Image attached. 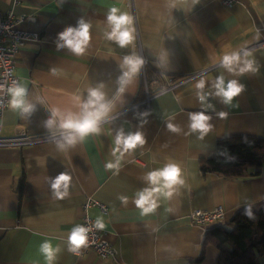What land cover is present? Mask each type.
<instances>
[{
  "label": "crops",
  "instance_id": "obj_1",
  "mask_svg": "<svg viewBox=\"0 0 264 264\" xmlns=\"http://www.w3.org/2000/svg\"><path fill=\"white\" fill-rule=\"evenodd\" d=\"M132 2L134 8L129 7V0H0L4 14L35 17V23L18 27L39 38L21 49L16 75L34 102L43 100L27 121L10 109L5 112L2 135L6 139L47 134L44 110L78 111L75 97L86 96L96 83H105V91L113 95L124 55L142 56L147 65L117 101L114 114L138 107L104 125L100 136L89 137L66 152L58 151L53 143L0 148V264H45L39 245L48 239L63 249L56 264H217L218 251L211 246L199 260L204 237L213 228L192 226L191 213L221 208L225 225L231 227L246 202H253V209L264 208V158L260 175L242 180L203 174L200 167V161L212 157L222 139H264V48H255L264 41V0H234L231 8L220 0H200L194 8L178 2L173 9L165 0ZM112 6L135 19L136 40L129 48L121 49L104 38L106 14ZM80 18L93 24L92 43L87 55L76 57L67 49L58 50L56 41L60 32L75 27ZM240 47L254 50L260 72L243 77L225 73L229 79H239L245 91L231 107L212 100L216 110L228 116L220 119L215 112L206 113L213 117L214 128L204 140L195 134L172 133L166 126V120L174 117L172 122L188 132L187 113L201 110L193 87L199 77L152 98L149 107L141 106L146 87L153 96L210 68L206 74L212 79L222 71L218 67L222 53ZM161 61L167 70L155 67ZM53 67L60 70L59 75L51 74ZM141 108L150 113L143 127L135 119ZM120 128L142 131L147 143L126 156L120 174L114 176L104 165L113 159L111 149ZM169 160L181 165L187 186L171 201H162L154 216L142 219L133 203L134 194L146 186L143 176L148 171ZM65 171L73 178L71 194L57 200L48 178ZM121 195L129 198L127 206L118 199ZM89 199L106 207L107 214L97 206L85 209ZM85 216L94 221L104 217L107 227L103 235L116 249V261L102 260L90 251L83 250L79 256L67 251L68 234ZM258 264H264V257Z\"/></svg>",
  "mask_w": 264,
  "mask_h": 264
},
{
  "label": "clouds",
  "instance_id": "obj_2",
  "mask_svg": "<svg viewBox=\"0 0 264 264\" xmlns=\"http://www.w3.org/2000/svg\"><path fill=\"white\" fill-rule=\"evenodd\" d=\"M191 5L194 8L200 0H165L169 9L177 7V4ZM93 24L85 18H80L75 27L68 26L58 34L56 47L58 50L67 49L69 53L76 57L87 55L92 43L91 29ZM104 38L114 42L119 48L125 49L134 45L136 40L135 19L127 11L121 10L117 6H112L106 14V29ZM260 38L259 30L257 39ZM145 60L143 57L132 53L126 54L119 62L121 74L115 83V93L111 96L105 91L106 85L103 82L96 83L87 89L86 96H76L78 111L62 110L54 107L49 111V117L44 121V128L48 137L60 152H66L83 143L93 136H100L104 130V125L112 124L118 117L114 114L117 108V101L122 98L134 85L140 75ZM157 69L167 70V64L163 61L156 63ZM218 67L222 71L214 78L209 79L206 73H201L196 79L193 87L195 96L201 110L188 112V132L172 122L174 117L166 120L167 130L175 134H185L197 136V139L204 140L213 130V117L206 113L215 112L220 119H226L228 113L217 111L212 100H218L226 106H233L237 97L244 91L245 86L237 78H227L225 73L231 77H243L248 74L260 72L261 65L254 55V50L248 47L225 51L220 56ZM52 75H59L60 70L53 67L50 69ZM167 89L161 90L163 95ZM0 93H4L8 99L0 98V107H8L16 113L20 119L29 120L37 110V104L43 105V100L34 102L29 95L28 87L19 80H12L10 84L0 82ZM149 112L139 113L141 125L147 123ZM147 141L142 131L126 132L120 128L115 132L114 146L111 149V156L105 162V169L114 176L120 174L122 163L126 156L133 154L138 149H143ZM52 196L57 200H64L70 196L72 186V176L67 172H62L55 178H48ZM146 185L134 194L133 203L142 219L154 216L161 207L162 201H171L178 190L187 186V177L178 162L169 160L163 167L150 170L143 176ZM125 206L129 203V198L125 195L118 197ZM254 203L244 204V215L249 219H255L253 212ZM171 211V209H166ZM93 227L103 231L107 227L104 217L98 216ZM91 228L83 225H75L67 237V251L79 256L82 251L90 247L89 233ZM63 249L48 239L39 245V252L43 256L45 264H56Z\"/></svg>",
  "mask_w": 264,
  "mask_h": 264
},
{
  "label": "trees",
  "instance_id": "obj_3",
  "mask_svg": "<svg viewBox=\"0 0 264 264\" xmlns=\"http://www.w3.org/2000/svg\"><path fill=\"white\" fill-rule=\"evenodd\" d=\"M143 112V108L139 109L135 119L142 121L139 113ZM263 158L264 139L232 137L220 140L214 155L202 159L200 167L203 174L242 180L260 175ZM22 188L23 184L19 186V192ZM253 212L255 219H249L243 208L230 222L231 229L209 231L204 237L199 260L204 258L205 249L211 246L218 251L217 264H258V260L264 257V208L253 209Z\"/></svg>",
  "mask_w": 264,
  "mask_h": 264
},
{
  "label": "built area",
  "instance_id": "obj_4",
  "mask_svg": "<svg viewBox=\"0 0 264 264\" xmlns=\"http://www.w3.org/2000/svg\"><path fill=\"white\" fill-rule=\"evenodd\" d=\"M221 4L226 8H231L234 4V0H220ZM129 7L134 8L132 0H129ZM24 23H35V17H29L28 19L17 18L13 13L4 14L0 11V82H7L10 84L12 80H19L16 75L17 67V56L20 53L21 49L30 41H37L39 38L38 34L30 33L27 31L20 30L18 27ZM255 48H264V41L259 45H256ZM142 57V56H141ZM145 60V59H144ZM145 65L143 67L145 71ZM207 69L201 73H207L211 70ZM201 73L188 77L186 80L169 85L166 89L168 91L174 90L192 79L199 77ZM145 74V72L143 73ZM145 83L146 80L144 79ZM160 92H155L153 96L149 89L146 87V99L141 104V106L149 107V104L154 97H158ZM0 98H3L6 104L8 97L4 93H0ZM138 106L131 107L119 115H116L120 119L124 117L131 111H134ZM9 110L8 107H0V148H9V147H26V146H35L45 143H51L47 139V134L42 135H26L22 134L16 139H6L3 137V116L5 112ZM49 109L44 110L46 117H49ZM92 206L99 207L104 213L107 214V208L92 201L89 199L85 209H88ZM226 219V214L223 209L218 208L214 211H201L195 210L191 213L190 222L194 227H200L202 229H208L212 226L213 229L217 228H227L231 227L226 226L224 221ZM94 220L88 216H85L80 222L79 225L91 228L89 233L90 237V247L84 249L85 252H93L102 260H117V251L116 249L104 238L103 231L96 230L93 227Z\"/></svg>",
  "mask_w": 264,
  "mask_h": 264
}]
</instances>
